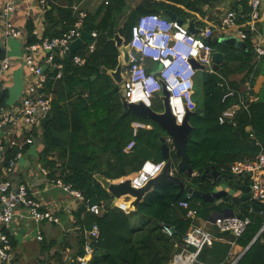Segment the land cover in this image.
Segmentation results:
<instances>
[{
	"label": "trees",
	"instance_id": "1",
	"mask_svg": "<svg viewBox=\"0 0 264 264\" xmlns=\"http://www.w3.org/2000/svg\"><path fill=\"white\" fill-rule=\"evenodd\" d=\"M177 4L194 7L192 0H136L134 5L126 4V0H108L95 15H87L83 26L89 32L97 31L95 48L88 51L90 37L73 52L86 56V62L77 65L70 55L66 56L60 78H55L56 69L44 68L48 74L44 91L51 94V111L46 115L49 117L46 124L40 122L43 147L39 158L42 165L48 168L51 177L71 183L90 202L104 205L101 215L87 211L84 202L76 211L82 229L90 228L95 222L99 227L98 237L91 241L94 250L88 264H169L181 251L182 238L192 223L186 216L187 209L179 204L187 192L181 191L174 182H157L136 208L130 205L129 209H122L112 204V194L94 176L98 172L106 178L117 179L138 170L146 159H162L157 140L165 134L164 129L150 118L124 113L119 95L114 90V80L100 69L102 66L115 68L118 63L119 51L112 39L115 27L128 43L131 27L139 15L162 13L164 9L179 15L183 9ZM45 14L47 27L44 34L37 36L29 25L27 43L60 35L75 18L70 4L60 5L54 0L48 1ZM100 15L101 18L96 20ZM209 42L224 52L225 61L217 70H203L195 78L196 106L189 117L193 129L187 142V153L196 174L189 176L183 171L175 172L186 182V188L194 186L202 190L209 186V180L201 178L207 166L214 165L217 170L228 173L234 161L254 158L264 149V83L256 100L247 99L250 90L242 93L244 83L248 79L253 82L264 73V66L254 58L248 39L246 48H232L211 39ZM234 73L243 75L232 79ZM92 75L95 77L91 78ZM228 87L236 91L223 98ZM241 95L245 96L247 106L236 110L233 121L219 123L218 115L226 107L239 102ZM135 119L150 122L152 127L139 129L133 136L131 122ZM247 126L251 129L248 130ZM130 139H135V144L126 152L123 147ZM0 142L6 147V160L15 155L16 149L7 150L1 134ZM172 156L177 159L174 154ZM196 200H200L199 204ZM191 205L197 208L198 214L208 215V202L193 196ZM239 215L251 218L246 231L239 237L245 246L261 227L262 218L248 211ZM164 225L172 229V234L164 230ZM262 238L264 230L240 259L264 264ZM83 243L82 235L77 240L72 258L82 254ZM229 247L226 243L213 242L210 247L204 246L197 258L203 262L224 260Z\"/></svg>",
	"mask_w": 264,
	"mask_h": 264
},
{
	"label": "built area",
	"instance_id": "2",
	"mask_svg": "<svg viewBox=\"0 0 264 264\" xmlns=\"http://www.w3.org/2000/svg\"><path fill=\"white\" fill-rule=\"evenodd\" d=\"M20 1L29 0H4L0 5V26L6 37H18L23 40V63L31 75V81L27 83L25 94L16 106L7 108L0 103V132L7 126L17 127L21 122L31 126H40L41 119L51 111V94L44 91L48 78L45 67L56 69L55 78H60L63 72V59L70 55L71 42L80 35L83 29L87 12L82 9H74L75 18L70 27L60 35L43 37L42 39L27 43L24 30L16 26L11 18ZM49 0H37L41 10H46ZM247 12L244 14L237 8H227L216 23H208L201 28L198 34L190 32L184 23L177 19H170L162 13L148 12L138 16L131 27L129 45V60L124 72L125 98L129 102L141 101L146 106L152 107V97L156 92L160 94L163 86L169 93L168 104L178 122L182 119L187 109H195L194 100L195 78L199 69L193 67L190 58H195L199 64L204 65L206 71H213L212 54L215 48L209 42L214 34L230 35L235 33L239 39L247 40L257 32L258 22L261 17V0H246ZM91 41L88 51L95 48L97 31H90ZM254 49L259 56H264V46L256 43ZM73 63L83 65L86 56L72 54ZM58 57V58H57ZM57 58V59H56ZM12 57L4 55L0 58V74L12 64ZM252 79L245 82L244 92L252 88ZM236 90L228 87L223 98L232 95ZM244 95L239 102L226 107L218 115L219 123L233 121L236 110L241 106H247ZM39 112L42 114L38 116ZM133 136L139 129H150L152 123L135 119L131 122ZM165 140L172 145V137L165 134ZM32 141L27 136L19 142L15 155L5 159L3 150L5 147L0 142V261L8 259L11 250V238L3 229L12 221L18 206L27 209L28 216L34 221L48 220L58 222L59 218L52 209H43L35 194L26 183L13 179L12 173L17 159L21 156L24 143ZM135 144V139H130L123 150L130 151ZM164 160L146 159L141 167L129 174L131 184L135 187L143 186L151 177L158 174ZM45 170V169H44ZM230 170L236 174H249L251 178V197L256 200H264V149L251 159H238L230 165ZM126 177V176H125ZM123 178V177H122ZM50 181L73 199L84 202L87 211L101 215L104 205L100 202H90L83 193L74 188L71 183L64 182L61 178L53 177ZM193 195L186 193L179 204L187 209L186 216L192 220L191 225L182 238L181 251L177 256H191L188 264H207L197 258L199 251L213 241V235L194 224L193 220L198 214L196 207L191 205ZM113 204L122 209H129L130 203L118 200ZM214 223L219 231H227L237 239L246 231L251 223L247 215H217ZM164 230L172 234V229L164 225ZM99 234L98 224L95 222L84 231V243L82 254L72 259V264H88L93 254L91 241ZM35 237L43 239L40 229H36ZM186 256V257H187Z\"/></svg>",
	"mask_w": 264,
	"mask_h": 264
},
{
	"label": "crops",
	"instance_id": "3",
	"mask_svg": "<svg viewBox=\"0 0 264 264\" xmlns=\"http://www.w3.org/2000/svg\"><path fill=\"white\" fill-rule=\"evenodd\" d=\"M3 1L4 0H0V5L3 3ZM192 1L194 2V7L187 8L183 4H177L181 9H183V13L177 15V17L182 18L184 22H187L189 19H193V27L196 34H198L201 28L208 23L218 22L221 18V15L227 8H237L244 14L248 9L246 0ZM54 2L60 5L70 4L73 10L75 8L82 9L85 10L89 15H95L100 6L102 4H107L108 0H54ZM135 3L136 0H126V4L134 5ZM260 11L261 17L258 22V30L248 40L252 45L254 58L261 62V65L264 66V56H259L254 49V45L256 43L262 44L264 46V0H261ZM11 18L16 26L24 30L26 36L29 25L32 26V32L37 36L44 34L47 27L45 11L41 10V8L38 6L37 0H29L27 2L20 1L15 12L11 14ZM100 18L101 15L98 16L96 20H99ZM230 35L235 36V33H231ZM243 41L246 48V40ZM23 53V40L18 37L4 36L0 26V58L7 54L10 55L13 60L10 67L5 69L0 74V98L2 99L1 104L7 108L16 106L20 103L21 98L25 94L26 85L32 79L29 71L23 63ZM232 75V79H239L242 77L243 73H234ZM260 77H262V81L259 90L261 89L264 83V73L260 74L253 80L252 88L250 89V92L247 93L248 100L257 99L259 90L256 92L254 87L256 81ZM247 129L250 130L251 127L247 126ZM0 134L4 143L8 146L7 150L9 148H14V150H17V145L19 142L24 141L27 136L32 137L31 142L24 143L22 154L17 159L16 165L10 176L17 181L26 183L31 191L34 192L35 198L39 200L42 208L52 209L55 215L59 218L58 222L48 220H41L39 222L34 221L28 216L26 208L18 206L12 221L3 226V229L9 234L11 238V250L9 252L8 259L5 261H0V264H55L51 256L57 251L61 250V248L64 250V264H69L72 259H74L71 257V254L76 249V243L79 239V236L83 235L84 238V231L86 230V227L82 229L76 215V211L80 205V202L73 199L72 196L68 192L62 190V188L55 186L50 181V179L53 177L49 175L48 168L42 165V162L39 158V154L43 147L40 126H31L21 122L17 127L7 126L3 128ZM2 152L5 156L6 147ZM228 173L235 174L231 170ZM246 180H248L251 184V178L249 174L246 175ZM242 181L243 180L241 179L240 183H242ZM119 200L129 203L131 197L124 196ZM254 200L258 203L260 212L264 213V200ZM196 202L199 204L200 200H196ZM245 211L258 216L254 211L246 210L244 208H236V214ZM212 212L213 209L209 208L207 216L197 214L196 218L193 220V223L201 226L203 229L209 231L213 235L212 243H226L229 244L230 247L224 260L216 262L210 261L205 263L252 264V260L240 259V257L248 250V245L250 244L251 246L252 243L261 235L263 230L257 236L259 232L258 230L253 238L248 242V244L244 246L239 237L235 239L232 233L218 230L216 224L214 223L215 214ZM263 222L264 220L262 218V224ZM36 229L41 230L43 235L42 240H38L35 237ZM261 240H264V238ZM62 243V247L59 248V245ZM212 243L207 245V247H210ZM65 244L68 245L66 246ZM186 256L187 255H184L183 257ZM174 258L169 264L176 262Z\"/></svg>",
	"mask_w": 264,
	"mask_h": 264
},
{
	"label": "water",
	"instance_id": "4",
	"mask_svg": "<svg viewBox=\"0 0 264 264\" xmlns=\"http://www.w3.org/2000/svg\"><path fill=\"white\" fill-rule=\"evenodd\" d=\"M162 13L170 19H177L179 22L184 23L190 32L195 33L193 19H189L187 22H184L182 18L177 17V15L169 9H164ZM89 38L90 32L82 29L80 35L71 42L70 55L73 54L76 48H78L84 40ZM112 39L119 51L118 63L115 68L111 69H107L105 66H102L100 71L107 72L114 80V90L118 93L120 101L124 107L123 112H132L141 117L152 119L164 129L166 135L172 137V145L166 142L165 134L158 138L157 141L160 145L161 157L164 160L163 166L158 174L151 177L141 187L133 186L129 176L115 180L106 178L98 172L94 173L96 179L100 181L103 187L112 194V204L118 201L121 197L131 196L133 198L130 201V205L133 208H136L138 202L157 182L165 180L176 183L181 191L186 190V192L191 193L193 196L208 202L210 204V208L213 209L212 213L215 214V216L234 215L236 214V208H244L246 210L256 212V214L264 220V213L260 212L258 203L251 198V185L250 182L246 180L247 173H222L217 170L214 165H209L201 174L202 179L209 180L208 189L202 190L194 186L186 188V182L182 181L175 174V172L183 171L189 176L196 174L190 165L187 153V142L193 129V125L190 123L189 117L190 114L195 112V109H187L182 122H178L169 107V93L164 86L159 94L163 104L161 110H156L151 106H146L141 101H127L125 98L123 69L129 60V45L124 42V37L119 34L117 27L114 28ZM210 39L214 42H218L232 48L245 47L244 41L234 35L214 34L210 37ZM212 59V67L215 71L225 61V54L223 51L215 49L212 54ZM190 61L192 62L194 68L199 69L200 71L205 69L204 65L199 64L195 58H190ZM94 77L95 75L91 76V78ZM261 81L262 77H260L255 83L254 88L256 92L260 88ZM48 119L49 117H43L41 120L42 125H45ZM172 154H174L177 159L173 158ZM241 179L243 180L242 183H240ZM262 230H264V222L261 225L257 236ZM249 246L250 244L248 245V248Z\"/></svg>",
	"mask_w": 264,
	"mask_h": 264
},
{
	"label": "rangeland",
	"instance_id": "5",
	"mask_svg": "<svg viewBox=\"0 0 264 264\" xmlns=\"http://www.w3.org/2000/svg\"><path fill=\"white\" fill-rule=\"evenodd\" d=\"M122 24L120 23V26H121ZM201 73V71L199 70L198 72H197V75H199ZM233 76V75H232ZM152 107L154 108V109H156V110H161L162 109V107H163V104H162V101H161V99H160V96H159V93L158 92H156L155 94H154V96L152 97ZM42 114L39 112V114H38V116H41ZM27 125H29V124H27ZM120 178H117L116 180H119ZM62 247V244H60L59 245V248H61ZM64 250H62V252L61 251H59L60 253L58 254V253H54L51 257L53 258V262L55 263V264H61V263H64L65 262V260L63 259V254H64V252H63Z\"/></svg>",
	"mask_w": 264,
	"mask_h": 264
},
{
	"label": "bare ground",
	"instance_id": "6",
	"mask_svg": "<svg viewBox=\"0 0 264 264\" xmlns=\"http://www.w3.org/2000/svg\"><path fill=\"white\" fill-rule=\"evenodd\" d=\"M175 260L176 262L171 263V264H187L191 260V256L189 255L187 257L177 256Z\"/></svg>",
	"mask_w": 264,
	"mask_h": 264
}]
</instances>
